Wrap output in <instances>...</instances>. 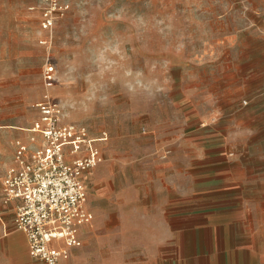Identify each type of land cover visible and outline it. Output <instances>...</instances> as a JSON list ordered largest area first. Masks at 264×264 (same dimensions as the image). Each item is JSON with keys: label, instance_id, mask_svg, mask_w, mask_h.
<instances>
[{"label": "rangeland", "instance_id": "1", "mask_svg": "<svg viewBox=\"0 0 264 264\" xmlns=\"http://www.w3.org/2000/svg\"><path fill=\"white\" fill-rule=\"evenodd\" d=\"M59 1L44 29L43 0H0V177L47 93L103 154L85 174L102 238L171 256L261 238L264 0Z\"/></svg>", "mask_w": 264, "mask_h": 264}, {"label": "built area", "instance_id": "2", "mask_svg": "<svg viewBox=\"0 0 264 264\" xmlns=\"http://www.w3.org/2000/svg\"><path fill=\"white\" fill-rule=\"evenodd\" d=\"M43 3L42 26L51 29L68 6L59 0ZM41 42L48 46L51 37ZM54 70L48 62L44 79L50 86ZM36 106L32 135L28 142H14L15 163L0 182L4 202L14 203L15 227L26 234L31 257L41 264H59L68 256L66 247L82 245L81 228L94 219L85 174L103 154L86 124L62 122L61 109L49 94Z\"/></svg>", "mask_w": 264, "mask_h": 264}, {"label": "crops", "instance_id": "3", "mask_svg": "<svg viewBox=\"0 0 264 264\" xmlns=\"http://www.w3.org/2000/svg\"><path fill=\"white\" fill-rule=\"evenodd\" d=\"M34 121L30 126L23 127L25 132H19L13 140V145L17 139L29 141ZM14 163L13 154L12 162L8 167ZM93 180L97 182L98 178ZM0 186V264H27L34 259L29 252L27 236L23 231L16 229L14 203L4 202L1 182ZM114 194L111 192L110 195ZM105 195L103 192L96 191L95 198L104 199ZM88 208L94 215H99L101 211L99 207L92 209L89 205ZM89 224L81 228L82 245L66 247L68 256L62 258L59 264H264V235L261 238L252 237L242 240V245H232L231 241L227 240L224 245L228 248L226 250L217 249L219 243L224 242L223 240L210 239L208 242L215 249H211L209 253L171 256L164 253L165 244L169 242L167 238L152 239L150 242H145V247H140L135 233L123 234V238H117L116 242L101 237L98 233V223L91 226ZM122 227L127 226L122 225ZM127 229L129 228H124L126 231ZM166 229L168 230V225ZM179 242L184 244L186 241Z\"/></svg>", "mask_w": 264, "mask_h": 264}]
</instances>
